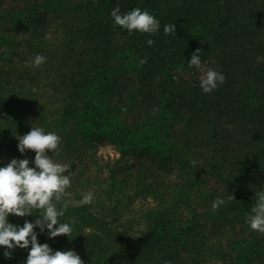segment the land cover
I'll use <instances>...</instances> for the list:
<instances>
[{
  "label": "trees",
  "instance_id": "trees-1",
  "mask_svg": "<svg viewBox=\"0 0 264 264\" xmlns=\"http://www.w3.org/2000/svg\"><path fill=\"white\" fill-rule=\"evenodd\" d=\"M16 1L0 0V165L33 166L16 137L43 127L61 137L50 158L93 193L86 205L88 190L76 203L62 194L73 231L38 242L84 264H264V233L246 223L264 188V0ZM117 6L149 11L160 30L129 34L110 16ZM197 48L225 76L210 93L174 73L192 70ZM37 54L46 62L26 66ZM101 143L118 156H99ZM127 211L141 229L130 233ZM10 251L0 247V264H24L28 249Z\"/></svg>",
  "mask_w": 264,
  "mask_h": 264
},
{
  "label": "clouds",
  "instance_id": "clouds-1",
  "mask_svg": "<svg viewBox=\"0 0 264 264\" xmlns=\"http://www.w3.org/2000/svg\"><path fill=\"white\" fill-rule=\"evenodd\" d=\"M110 16L114 25L119 26L129 34L134 30L141 33L155 34L160 30V21L149 11L132 8L121 13L114 7ZM165 35L175 33L174 24H165ZM146 43L151 46L152 39ZM201 50L197 48L188 60L189 67L200 68ZM46 62V57L37 54L33 60L26 61V66L37 67ZM141 59L140 63H146ZM225 76L216 69H207L199 81V87L205 93H210L223 84ZM17 150L23 155L26 150H33L35 155L29 166L28 158H12L6 164L0 165V247L3 255L11 257L14 248L28 249L24 264H84L79 254L72 249L54 250L47 243L38 242L39 234H47L49 239L64 234L69 237L75 221L60 222L64 216L63 208L57 207L62 194L70 187V176L66 175L71 167L69 163H59L50 158L49 151L58 150L61 137L54 131H45L43 127H31L23 135H17ZM256 200L246 223L252 230L264 233V188L255 193ZM233 198V196L231 197ZM55 200V202H54ZM93 193L83 194L80 205L90 204ZM223 199L217 197L212 207L223 204ZM66 207V205H65ZM41 210L34 220H25L22 225L9 221V215L24 217L33 214L32 210ZM38 229V231H37Z\"/></svg>",
  "mask_w": 264,
  "mask_h": 264
},
{
  "label": "rangeland",
  "instance_id": "rangeland-1",
  "mask_svg": "<svg viewBox=\"0 0 264 264\" xmlns=\"http://www.w3.org/2000/svg\"><path fill=\"white\" fill-rule=\"evenodd\" d=\"M5 2H6V6L11 7V5L16 4L15 2H17V1L16 0H5ZM207 69H214V61L213 60L206 59L205 61L202 62L200 68L193 67L192 70H190V71L175 70L174 73L176 74L177 77L186 78L189 80L193 79V77H197L198 80L200 81V79L203 77V75L205 74ZM36 78H38V76ZM96 151H97V154L104 159L114 158V157L118 156V153L116 152V150L111 145H109L107 143L99 144L98 147L96 148ZM208 169H210V168L208 167ZM76 182L77 181H75V180L72 181V179H71V185H70L71 187H68V189H67V190H69V194L67 195L66 192L64 193L66 195V199L68 200L69 203L70 202L76 203L79 200V198L77 196H80L79 195L80 193H78V195H77L74 192H82L83 193L84 191H87V190L91 191L90 190L91 187L87 186L85 188H82L80 186V184H75ZM214 182H215V179L210 178L209 186H213ZM82 189H83V191H82ZM63 199H65V198H63ZM94 203H95V207H98L99 205L101 206L102 201H101L100 197L95 198ZM112 206H113V204H111L109 202L104 205L105 212H108L110 214L109 218L114 217L113 209H111ZM129 219L130 220L133 219V224H132L130 233H133L134 230L137 229L138 227L140 229L142 228V226L139 223L136 224V222H135V212L134 211H132V212L127 211L126 215L123 217L124 221H128Z\"/></svg>",
  "mask_w": 264,
  "mask_h": 264
}]
</instances>
